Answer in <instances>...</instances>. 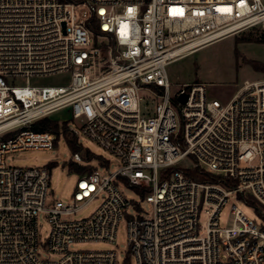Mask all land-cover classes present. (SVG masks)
Masks as SVG:
<instances>
[{
    "label": "built area",
    "instance_id": "2783aa9c",
    "mask_svg": "<svg viewBox=\"0 0 264 264\" xmlns=\"http://www.w3.org/2000/svg\"><path fill=\"white\" fill-rule=\"evenodd\" d=\"M256 26L264 0H0V264H125L114 248H70L113 242L121 220L135 264H264V222L233 205L231 226L219 223L232 193L264 206V79H244L223 103L202 81L173 87L166 71ZM63 72L66 85L15 84ZM62 110L117 160L114 170L77 173L68 199L48 198L49 167L6 162L50 150L56 135L30 126ZM70 161L88 163L78 153ZM194 165L221 181L192 179L183 169Z\"/></svg>",
    "mask_w": 264,
    "mask_h": 264
},
{
    "label": "rangeland",
    "instance_id": "374dc122",
    "mask_svg": "<svg viewBox=\"0 0 264 264\" xmlns=\"http://www.w3.org/2000/svg\"><path fill=\"white\" fill-rule=\"evenodd\" d=\"M254 38H264V28L252 27L238 32L234 35L226 36L219 40L206 44L193 52L179 57L166 65V71L172 86H177L184 82L202 81L206 84L207 96L216 98L221 102H227L243 84L244 79H264V73L256 72L252 69L248 60L254 59L264 62V41L254 40ZM70 73H56L51 75L31 77L26 82L25 79L15 81V84L60 86L69 82ZM146 93L142 89L141 94ZM148 93V92H147ZM150 94V93H149ZM50 119L55 120L60 125L56 143L50 150L46 149H26L13 152L7 155L6 162L15 166H47L50 169V184L48 198L68 199L69 192L75 184L78 174L68 169V164L73 158V152L68 147L65 137L76 138L81 149L77 153L83 160L88 162L89 170L97 167H108L114 170L117 160L112 158L107 152L100 149L92 140L83 136L79 132L77 120L70 119L66 110L53 113ZM64 121V122H63ZM63 122V123H62ZM61 124L63 125L61 127ZM66 126V127H64ZM77 130L76 135L69 129ZM89 150V151H88ZM91 152V153H89ZM78 164V163H77ZM81 165V164H80ZM88 169H83L79 173H85ZM134 200L140 206L148 209L145 201H141L139 196L131 193ZM244 198L254 201V205L261 214H264V206L257 203L249 195H242ZM99 200H94L83 207L74 217L79 218L91 212L98 204ZM236 205L248 218L254 219L257 223L264 222V219L255 211L254 206L241 200L235 193L228 196L226 203L221 208L219 214L220 226L229 227L233 221L231 208ZM134 212V210H131ZM207 215L202 210L199 216V223L205 225ZM49 224L43 216L38 218V233L40 241H44L48 235ZM70 248L80 249H109L114 248L118 253L120 263L135 264L134 257L127 252L126 223L121 220L116 239L113 242L105 241H82ZM43 257L55 258L56 256L43 252Z\"/></svg>",
    "mask_w": 264,
    "mask_h": 264
},
{
    "label": "trees",
    "instance_id": "16d2710c",
    "mask_svg": "<svg viewBox=\"0 0 264 264\" xmlns=\"http://www.w3.org/2000/svg\"><path fill=\"white\" fill-rule=\"evenodd\" d=\"M95 31H97V29H95ZM254 40L264 41V38H254ZM248 61H249L250 65L254 71L259 72V73H264V62L254 60V59H250ZM59 125L60 124L58 122H56L55 120L50 119L49 117H43V118H40V119L36 120L35 122H33L31 124L30 128L33 130H47V131L54 133L57 137V135L59 134V129H60ZM62 126L63 125L61 124V127ZM64 127H66V126H64ZM65 141H66V144L68 145V147L72 150L73 154L80 151L81 145L79 142H77L76 138L65 137ZM55 143H56V138H55L54 144ZM89 153H91V152H89ZM89 168H90V166H88V164L80 165V164H77L75 162H70L68 164V169H70L71 171H73L75 173H79L83 169H88V171L87 170L86 171H87V173H89L92 171V170H89ZM183 171L189 177H191L192 179L197 180V181H212V182L221 181V179L217 175H215L211 172L204 171L196 165L192 166L191 168L183 169ZM223 183L227 184L228 186L232 185L231 181H225ZM238 197L241 200H243L244 202L254 206L255 211H257V213L262 217V219H264V214L260 213L258 208L254 205L255 203L253 200H249L247 198H244L241 194H239Z\"/></svg>",
    "mask_w": 264,
    "mask_h": 264
},
{
    "label": "water",
    "instance_id": "95a60500",
    "mask_svg": "<svg viewBox=\"0 0 264 264\" xmlns=\"http://www.w3.org/2000/svg\"><path fill=\"white\" fill-rule=\"evenodd\" d=\"M179 99L182 100V101H184L186 99V96L185 95H180L179 96Z\"/></svg>",
    "mask_w": 264,
    "mask_h": 264
},
{
    "label": "crops",
    "instance_id": "0c3cea01",
    "mask_svg": "<svg viewBox=\"0 0 264 264\" xmlns=\"http://www.w3.org/2000/svg\"><path fill=\"white\" fill-rule=\"evenodd\" d=\"M258 79V78H257Z\"/></svg>",
    "mask_w": 264,
    "mask_h": 264
}]
</instances>
